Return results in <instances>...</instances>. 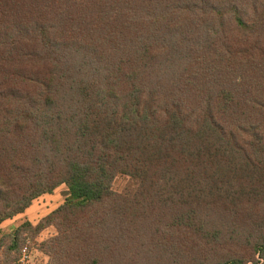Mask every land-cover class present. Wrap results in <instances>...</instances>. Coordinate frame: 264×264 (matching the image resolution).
<instances>
[{
    "label": "trees",
    "instance_id": "obj_1",
    "mask_svg": "<svg viewBox=\"0 0 264 264\" xmlns=\"http://www.w3.org/2000/svg\"><path fill=\"white\" fill-rule=\"evenodd\" d=\"M61 185L0 244L55 226L49 264L185 237L264 264V0H0V226Z\"/></svg>",
    "mask_w": 264,
    "mask_h": 264
},
{
    "label": "rangeland",
    "instance_id": "obj_2",
    "mask_svg": "<svg viewBox=\"0 0 264 264\" xmlns=\"http://www.w3.org/2000/svg\"><path fill=\"white\" fill-rule=\"evenodd\" d=\"M132 186V182L127 176H118L113 184V189L117 193L125 192ZM69 195V189L66 185H61L52 194H44L35 199L32 204L21 214L11 220H7L0 226V239L11 233L12 229L20 228L23 224L29 222L34 227L44 221L52 212L57 210ZM157 226H151L150 229ZM58 235V230L55 226H49L43 229L40 233H34L31 230H25L21 236V243L18 251H12L9 248L11 239L6 237L3 243L0 244V264H49L50 257L44 250V244L51 238ZM161 235V234H160ZM187 238L179 239V242H170L176 244L178 249H186L176 251L174 246L165 242L168 254L166 260H162L157 251L162 247L157 239H148L144 241V246L133 247V252L130 253L132 264H146L147 259L153 257L150 264H200L203 262V255L194 248L195 242ZM1 241V240H0ZM27 248V257L24 256V249ZM155 252V253H154ZM220 254L226 255L228 250L219 251Z\"/></svg>",
    "mask_w": 264,
    "mask_h": 264
},
{
    "label": "built area",
    "instance_id": "obj_3",
    "mask_svg": "<svg viewBox=\"0 0 264 264\" xmlns=\"http://www.w3.org/2000/svg\"><path fill=\"white\" fill-rule=\"evenodd\" d=\"M23 253H24V256L27 257V255H26V253H27V248L24 249Z\"/></svg>",
    "mask_w": 264,
    "mask_h": 264
}]
</instances>
